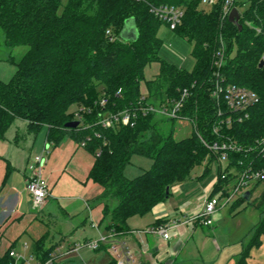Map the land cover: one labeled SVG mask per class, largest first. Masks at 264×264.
I'll use <instances>...</instances> for the list:
<instances>
[{"label": "trees", "instance_id": "trees-1", "mask_svg": "<svg viewBox=\"0 0 264 264\" xmlns=\"http://www.w3.org/2000/svg\"><path fill=\"white\" fill-rule=\"evenodd\" d=\"M153 1L187 5L183 23L173 31L193 44L192 70L160 58L163 40L159 30L164 23L144 3L0 0V30L5 44L12 48L28 46L14 78L9 82L0 79V141L18 119L26 122L30 132L46 126L47 139L53 145L60 144L67 135L80 143L89 138L85 146L95 156L89 177L103 188L97 197L104 203L101 223L108 231L118 233L129 230L131 217L144 216L165 202L172 187L189 179L196 166L206 163L205 170L211 169L215 155L200 134L208 142L220 138L213 132L218 107L212 88L215 54L223 46L224 83L256 91L259 101L249 109L248 119L224 127L220 133L243 147L264 136V65H260L264 55V0H249L241 13L242 28L222 16L220 5L205 9L199 0ZM131 17L136 20L139 36L135 41H126L120 32ZM152 62H160V73L153 80H145V69ZM144 80L149 89L147 98L155 102L178 99L187 89L189 95L180 116L193 123L190 136L177 140L173 130L166 134L162 122L176 118L155 113L138 115L132 126L104 128L96 123L104 108L118 111L136 106L143 96ZM104 96L109 101L103 108L97 102ZM81 105L91 106L92 112L85 113L77 128H67ZM72 106H76L74 112L70 111ZM134 155L151 158L152 165L137 177L128 178L124 170ZM231 156L248 160L256 153L243 151ZM262 185L263 191L254 201L261 211L260 220L235 264H249L252 249L262 244ZM241 200L246 199L240 196ZM48 239L49 233L45 232L33 244V251L43 260L51 258L57 246H49ZM9 263L7 253L0 255V264ZM109 264L116 262L112 259Z\"/></svg>", "mask_w": 264, "mask_h": 264}, {"label": "crops", "instance_id": "crops-1", "mask_svg": "<svg viewBox=\"0 0 264 264\" xmlns=\"http://www.w3.org/2000/svg\"><path fill=\"white\" fill-rule=\"evenodd\" d=\"M146 88L147 90L145 93H149L147 85ZM17 127L18 129L15 130L13 138L9 136L12 128L10 127L6 137L0 141V222H2L3 218L7 215L6 220H8V218L17 217L18 214L16 212H19V210L22 209L26 201L29 203L31 212L36 214V217H40L38 214L40 211L34 208L32 197L27 189V179L29 176L28 162L33 155L34 145L37 143L39 133L44 129L45 134L43 143L47 142L45 149L48 150V148L53 145L47 139L46 135L48 129L46 126L38 132H30L26 128V122L23 121ZM18 131H22L21 143L19 142L20 138ZM65 138L60 144L53 145L54 149L50 152L43 168L44 177L47 179L50 187V196L47 198L45 205L50 203V199H54L56 201L62 212L61 215H63V221L60 224L59 231L63 232L65 230L64 232H66V235L64 234L59 241L55 242L52 241L53 239H49V246L54 244L57 245L54 252L57 255V262L59 264H68L72 262V260L69 261L70 256L76 254L81 255L82 249L79 252H67L68 250H71V248L75 247L78 242H81L83 239L97 238L100 232L108 231L106 225L101 223L104 203H101L100 200L97 199V197L102 193L103 188L89 177L90 170L95 161V156L92 160L90 158V154H88L85 150L87 149L86 146L81 145L77 139L72 137L77 141L73 144H67L68 142H65ZM66 145L68 146L65 147ZM59 146L65 147L66 152H68L67 157L62 159V164L59 162L61 159V155H59L60 151H58ZM204 165L205 168L208 166L206 163H204ZM210 170L204 169L200 178H206L209 174H211L209 173ZM63 175H69L72 181L78 185V193L74 195H62L61 192H58L57 186ZM209 177L208 181L204 183L202 187L203 192L199 194L195 204L189 199H184L179 203L171 202L174 193L181 192V195H183L184 189L182 184L185 183L184 181L175 184L172 187L174 188L173 191L171 189L172 193L170 197L165 202L155 206L154 209L148 213L152 215V218L149 221L140 225L130 223V220L133 217L128 220L130 227L129 230L120 232L113 238L115 241L125 242L131 250L133 258L128 261V264H220L217 262L216 253H220L222 249L216 240L214 243L212 241V243L209 244V239L206 237V239L202 242V247L204 250L206 248L212 249L214 254H209V257L204 256L201 257V259H196L195 263L194 261H191V256H188L190 248L187 249V247L190 240L198 233L199 226L207 227V229L211 227L214 228L217 221L221 219V209L215 214V221L213 225L206 226L200 223H182L174 229L171 239H164L155 233L143 231L153 225H156V221H161L163 223L171 222L174 219L183 220L198 210L201 207L205 196L210 191L211 185L215 179V175L214 177L211 175ZM76 198L77 201H81L82 203L83 209L81 211H79L74 205L76 202L74 199ZM60 200L64 202V206L61 205L62 203H60ZM100 204L103 205L101 210L97 209V206ZM42 211L43 209L41 212ZM24 215L25 213L20 214L18 219L23 218ZM56 216V214L50 213V217ZM87 227L91 228L93 235H83L82 239L73 238L74 234L87 232ZM212 231L213 230H207V235H212ZM242 243L244 244V249L248 242L246 245L243 241ZM97 251L105 252L104 254L107 257V259L102 258L100 264H109L113 259L108 251L107 245L102 246ZM240 254L241 253H239V255ZM237 260L233 264H235ZM79 264L88 263L82 260Z\"/></svg>", "mask_w": 264, "mask_h": 264}, {"label": "built area", "instance_id": "built-area-1", "mask_svg": "<svg viewBox=\"0 0 264 264\" xmlns=\"http://www.w3.org/2000/svg\"><path fill=\"white\" fill-rule=\"evenodd\" d=\"M148 6L150 12L167 25L171 30L176 29L183 23L186 14V4L156 3L153 0H135ZM239 0H199L201 8H213L221 6V13L224 18L229 19L234 8H238ZM240 12V10H239ZM241 14V12H240ZM110 31L108 30V33ZM114 39V38H112ZM226 48L223 46L215 54V80L213 81L212 97L214 98L218 110L217 119L213 126V132L218 134V140L208 142L201 134L202 142L215 155V160L211 164L217 165V175L211 185V189L205 196L201 207L183 220L174 219L171 222H163L153 225L144 232L155 233L164 239H171L173 231L180 224L200 223L206 226L213 225L215 214L223 207L234 204L236 197L243 196L247 191L255 189L258 183L264 184V136L258 138L251 146L243 147L235 139L224 136L220 132L224 127H231L236 122H243L250 117L249 109L259 101L256 91L237 84L224 83L222 68L225 63ZM261 60H264V55ZM149 93H143L139 103L131 108L113 111L105 109L108 97H102L97 104L103 106V110L98 113L97 124L104 128L117 125H134L138 115H148L155 113L161 117H173L184 119L180 116L185 101L189 95L187 89L182 92L178 99H168L157 101L147 98ZM91 106L81 105L74 112L75 120L83 123L85 113L92 112ZM187 120V119H186ZM189 120V119H188ZM193 124V123H192ZM194 127V126H193ZM99 136V133H96ZM89 140V138H87ZM87 140L81 142L85 146ZM256 153V157L244 160L234 159L231 154L238 152ZM47 158L44 153L35 156L28 162L29 176L27 179V189L32 197V203L36 210H41L47 198L50 196V187L44 177L43 168ZM117 231L111 230L100 232L97 238H89L78 242L75 247L67 252H79L83 247L91 250H99L107 245L108 251L116 264H128L133 258L131 250L125 242L113 240ZM26 248L28 245L25 244ZM9 256V264H53L57 262V255L53 252L52 257L43 260L33 249L30 254H21L15 247H10L6 251ZM59 264V263H58Z\"/></svg>", "mask_w": 264, "mask_h": 264}, {"label": "rangeland", "instance_id": "rangeland-1", "mask_svg": "<svg viewBox=\"0 0 264 264\" xmlns=\"http://www.w3.org/2000/svg\"><path fill=\"white\" fill-rule=\"evenodd\" d=\"M68 0H62L65 4ZM239 10L243 13L246 8L249 6V0H239ZM209 9V8H206ZM159 36L163 40V45L160 51V58L168 63L175 64L178 67L192 70L195 65V58L192 55L193 44L186 38L180 36L175 31L171 30L167 25L162 24L159 30ZM28 50V46L20 45L16 47H9L5 44V35L2 30H0V79L9 82L11 81L18 70V63L21 60L22 56ZM160 73V62H152L145 69V80H153L156 75ZM153 78V79H152ZM142 81L141 90L143 93L146 92L148 86L146 81ZM76 106H72L70 111L74 112ZM157 119H160L157 117ZM23 122L19 120L15 122V125L12 126L9 136L13 138V134L17 126H19ZM161 126L164 129V132L167 134L170 130L174 131V136L177 140L183 139L185 137L190 136L193 133L194 127L190 120L186 119H175L163 121ZM19 133V142L21 143V134L22 131H18ZM45 129L39 133V137L37 139V143L34 145V152L31 156V159L37 155L44 153L46 158L51 151H53L54 147L51 145L48 150L45 149L47 142L43 143L44 140ZM47 136V135H46ZM65 142L67 144H73L77 140L73 139L70 136H66ZM64 142V143H65ZM66 145L65 147H67ZM65 147L59 146L58 151H60L59 155H61V159L59 160L60 164H62V159L67 157V153ZM88 154H90V158L93 160L94 154L85 149ZM35 154V155H34ZM152 159L142 155H134L131 159V162L125 167L124 173L128 178H135L138 175L142 174L145 170L149 169L152 165ZM66 164V162H65ZM64 164V165H65ZM205 165L196 166L192 173L191 177L183 183L184 193L181 195V192H177L173 194L171 202H180L184 199H189L194 202H197V198L200 193L203 192V185L210 178L209 176L217 175V165H211V170L206 178H200V175L204 172ZM209 177V178H208ZM58 192H61L62 195H74L77 192L78 185L72 181L69 175H63L57 186ZM174 188H172L173 191ZM263 191V185L260 184L255 187L252 191V198L250 201L248 200H240V196L236 197L235 202L236 205L230 204L227 207H224L220 210L222 216L221 219L217 221L214 228L207 227H198V233L196 236L190 240L187 249L190 248V252L188 256H191V261L196 259H201V257H209V254H214V251L210 248L202 247V242L208 237L209 244L214 243L216 240L218 245L221 247V252L216 253L217 262L220 264H233L238 258L239 253L243 251V243L245 245L249 242L254 234V227L259 222L261 217V211L255 204V199L259 198ZM50 203H47L45 207H43V211L38 213L40 217H36V214L31 212V208L29 203L26 201L22 209H18L19 212H16L17 217L8 218L7 216L3 218V221L0 222V255L6 253L8 248L16 241V248L20 251L21 254H30L34 241L38 239L41 235H43L46 231L49 233V239H53L52 241H59L66 235V232H60V224L62 223L63 215L60 207L56 203L54 199H50ZM76 202L74 205L77 207L79 211H81L82 203L81 201H77V198L74 199ZM234 202V203H235ZM61 205L64 206V202L60 200ZM103 207L102 204L97 206V209L101 210ZM25 213L23 218L18 219L20 214ZM50 213H54L56 217H50ZM8 214V213H6ZM150 214H146L144 216L137 215L134 216L131 220V224H144L149 221L152 217ZM102 220V219H101ZM207 230H213L212 235H207ZM215 230V231H214ZM87 232H79L74 234V239H82L83 235H93L90 227H87ZM98 236V234H97ZM49 239L48 243L49 244ZM245 239V240H244ZM85 239L81 240L84 241ZM25 244L28 245L26 248ZM217 252V251H216ZM105 252H99L91 250L88 247H83L81 251V255H72L70 256L69 261L72 262L68 264H79L82 260L86 261L88 264H100L102 258H106L104 254ZM249 264H264V234L262 235V244L259 247H255L251 251V256L248 259Z\"/></svg>", "mask_w": 264, "mask_h": 264}, {"label": "water", "instance_id": "water-1", "mask_svg": "<svg viewBox=\"0 0 264 264\" xmlns=\"http://www.w3.org/2000/svg\"><path fill=\"white\" fill-rule=\"evenodd\" d=\"M240 18L241 14L238 10V8H234L230 14L229 20L239 26V28H242V25L240 24ZM139 36V30L136 23V20L134 17L128 18L125 20L124 26L120 32V37L126 41H135L137 40ZM260 65H264V60H261ZM80 125L79 120H72L69 121L66 124L67 128H77ZM251 192L247 191L243 194V197L250 201L251 200Z\"/></svg>", "mask_w": 264, "mask_h": 264}]
</instances>
